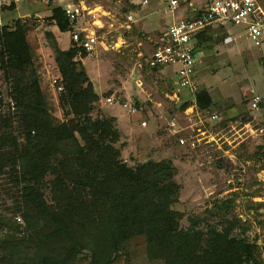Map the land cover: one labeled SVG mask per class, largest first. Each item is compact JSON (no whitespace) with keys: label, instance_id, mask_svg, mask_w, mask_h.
Listing matches in <instances>:
<instances>
[{"label":"rangeland","instance_id":"374dc122","mask_svg":"<svg viewBox=\"0 0 264 264\" xmlns=\"http://www.w3.org/2000/svg\"><path fill=\"white\" fill-rule=\"evenodd\" d=\"M87 2L92 11L88 16L89 25L102 42L81 58L99 96L92 116H117L115 125L120 139L116 144L124 143L120 147L121 158L129 165L148 159L171 161L176 172L174 179L179 184L177 201L171 208L182 212V228H187L190 218L195 216L202 220V228H205L204 222L220 227L222 219L236 217L248 227L243 234L247 240L262 235L264 47L254 46L241 25L207 28V40L196 52L198 62L192 87L195 91L206 90L212 101L205 109L196 107L192 113L186 114L183 104H189L194 94L184 90L175 98L168 79L170 74L145 66V58L154 41L170 21V16L162 10L163 3L155 0L148 6L136 7L127 0ZM259 4L264 7V0H259ZM125 11L133 13L134 21L128 24L129 27L124 25ZM34 12L39 15H33ZM19 15L27 23L33 67L52 121L56 124L67 120L72 115H64L58 100L61 82L53 39L62 49L73 42L68 32H60L49 19V8L29 4L28 8H19L9 17ZM48 32L53 38L46 37ZM53 78H57L54 85ZM8 92V83L0 70V127L5 118L7 126H11L14 134L21 138L18 116L13 113ZM254 95L260 96V102L258 108L250 110L247 104ZM107 97H113L112 102L107 101ZM125 101L133 103L136 112L130 113L122 107ZM212 113L217 114L216 119L210 117ZM171 118L180 130L175 135L167 126ZM141 121H145L144 125ZM198 133L201 136H196ZM191 135L197 139L194 146L191 145ZM178 137L186 138V143L180 144ZM14 174V169L9 167L0 173V220L6 221L15 232H25V223L19 212L20 185ZM44 196L51 201L48 189L44 190ZM227 199H232L227 211L211 214L214 204ZM5 230L2 227L0 235ZM240 231L236 228L233 233L239 234ZM87 254H79L73 264H88ZM114 264L160 262L147 258L145 239L139 236L130 239L115 255Z\"/></svg>","mask_w":264,"mask_h":264},{"label":"trees","instance_id":"16d2710c","mask_svg":"<svg viewBox=\"0 0 264 264\" xmlns=\"http://www.w3.org/2000/svg\"><path fill=\"white\" fill-rule=\"evenodd\" d=\"M13 12L2 16L0 70L21 138L3 118L0 173L5 167L15 171L25 232L0 220V229L6 228L0 235V264H73L83 252L88 264H114L115 255L139 236L147 258L160 264H262L257 246L243 236L248 227L236 217L222 219L220 227L204 222L202 228L195 216L187 228L180 226L182 212L171 208L179 191L171 161L129 165L121 158L124 143L116 144V118L92 116L99 96L81 62L87 52L74 43L62 49L54 39L62 84L58 100L64 115L72 117L53 123L33 67L27 23L10 18ZM49 19L60 32L68 31L61 8L52 7ZM205 32L197 36L198 48L207 40ZM46 37L53 38L52 33ZM195 97L199 108L211 104L206 90ZM231 202L214 204L211 214L227 211ZM236 228L239 234L233 233Z\"/></svg>","mask_w":264,"mask_h":264},{"label":"built area","instance_id":"2783aa9c","mask_svg":"<svg viewBox=\"0 0 264 264\" xmlns=\"http://www.w3.org/2000/svg\"><path fill=\"white\" fill-rule=\"evenodd\" d=\"M88 0H0V25L4 12L17 11L19 8H28L29 4H36L50 9L59 7L62 9L69 23L68 35L70 41L86 52L94 50L99 43L96 30L89 25L88 16L91 8ZM136 7L148 6L155 0H127ZM163 3V12L170 16V21L160 32L158 38L145 58V66L150 70H160L169 73L168 77L172 84V94L175 98L184 90L191 91L192 100L185 108V113H192L198 107L196 104V91L193 89V77L195 65L198 62L196 57L197 36L209 27H223L226 25L243 26L248 38L254 46L264 47V7L259 0H160ZM38 16L37 12L32 13ZM19 15L18 17H20ZM53 21V20H52ZM133 13L125 11L124 25L129 27L133 22ZM54 22V21H53ZM95 22V21H94ZM102 43V42H100ZM173 66L175 68L173 69ZM57 78H53L52 85ZM62 90V84L58 86ZM107 101L113 97H107ZM260 96L250 97L247 107L250 110L258 108ZM122 107L127 108L130 113L136 112L133 103L123 102ZM212 119L217 114L210 115ZM145 121H141L144 125ZM167 126L170 131L178 133L177 123L171 118ZM264 131V129H262ZM200 132L201 130L198 129ZM203 133V132H202ZM196 136H201L200 133ZM197 137V138H198ZM191 145H195L194 136L191 135ZM201 139V138H199ZM180 144L186 143V138L178 137ZM264 234V230L262 235ZM258 234L252 239L257 246L262 264H264V235Z\"/></svg>","mask_w":264,"mask_h":264},{"label":"crops","instance_id":"0c3cea01","mask_svg":"<svg viewBox=\"0 0 264 264\" xmlns=\"http://www.w3.org/2000/svg\"><path fill=\"white\" fill-rule=\"evenodd\" d=\"M45 8V7H44ZM225 27V26H224ZM257 47V46H256ZM110 115H112V116H114V117H116L117 118V116L115 115V114H110ZM117 120H118V118H117Z\"/></svg>","mask_w":264,"mask_h":264}]
</instances>
